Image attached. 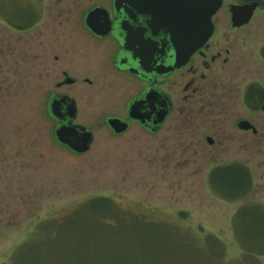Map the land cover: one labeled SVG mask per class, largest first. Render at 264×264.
Masks as SVG:
<instances>
[{
  "label": "rangeland",
  "instance_id": "1",
  "mask_svg": "<svg viewBox=\"0 0 264 264\" xmlns=\"http://www.w3.org/2000/svg\"><path fill=\"white\" fill-rule=\"evenodd\" d=\"M101 1L107 0H45L43 9L35 0H17L24 9H16H29L27 18L39 22L17 32L0 20V264L45 218H62L96 196L186 233L192 246L168 240L164 264H244L242 243L256 252L253 264H264V113L248 119L255 133L239 129L235 118L181 120L173 114L156 134L136 124L114 134L105 118L124 115L136 82L108 68L109 44L96 41L83 24L85 12ZM252 31L254 80L264 86V61L255 53L264 42V11ZM63 71L77 82L57 87ZM52 93L76 100L75 122L93 134L87 152L75 154L55 140V121L46 112ZM233 161L250 169L252 191L227 201L209 188L207 172ZM238 210L250 214L244 224L237 221L239 235L233 221ZM133 233L128 228L113 247L127 252ZM107 244L104 237L98 251L86 248L78 257L85 263L56 251L42 264H109Z\"/></svg>",
  "mask_w": 264,
  "mask_h": 264
},
{
  "label": "flooded vegetation",
  "instance_id": "2",
  "mask_svg": "<svg viewBox=\"0 0 264 264\" xmlns=\"http://www.w3.org/2000/svg\"><path fill=\"white\" fill-rule=\"evenodd\" d=\"M252 2L258 5L248 19L247 9L236 10L233 18L231 7H243ZM123 5L116 10L114 0L101 1L85 12L86 15L95 7L107 11L110 28L105 36H97L84 26L96 41L109 44L106 47L108 68L118 75L124 73L136 82V90L126 102L124 115L109 116L126 120L130 105L136 103L141 120H129V128L136 124L156 134L173 114L181 120L235 118L239 128L240 121L264 113L261 111L264 86L254 80L252 48L255 38L253 20L264 11V0H222L211 17L213 29L208 39L180 63H176L178 46L174 42L177 41L165 22L155 15L156 11L148 15L142 10L133 11L126 7L130 13L133 11L130 16ZM102 22L101 16L99 23ZM125 37L128 38L126 43ZM255 53L264 61V42ZM62 73L63 78L57 87L77 82L76 77L66 71ZM84 80L89 82L87 77ZM60 95H67L75 101L77 118L76 100L68 94L52 93L46 104L51 96ZM163 116L162 123L154 126L153 123ZM75 120L74 123L79 124ZM57 123L55 121V125ZM153 127L158 130L152 132ZM242 130L255 133L252 128ZM205 141L214 144L210 136H206Z\"/></svg>",
  "mask_w": 264,
  "mask_h": 264
},
{
  "label": "trees",
  "instance_id": "3",
  "mask_svg": "<svg viewBox=\"0 0 264 264\" xmlns=\"http://www.w3.org/2000/svg\"><path fill=\"white\" fill-rule=\"evenodd\" d=\"M3 5L4 0H0V12L5 15V24L8 27L14 30H25L36 24L33 19L27 18V15L31 14L29 9L17 10L14 7L5 9ZM207 183L220 198L237 201L252 191L253 181L248 166L240 161H233L211 167L207 172ZM222 186L227 189L225 190ZM228 190L232 193H228ZM240 211L238 210L233 217L238 235L240 233L237 221L240 220L244 224L245 220H250V214ZM179 214L185 213L179 212ZM128 228H135V233L131 234L127 240L131 245L130 249L127 252L116 250L113 244L121 240ZM244 234L250 236V232ZM210 235L213 236V234ZM104 237L108 241L106 248L109 264H131L130 258L139 259V262L133 260V264H164L161 256L163 246H169L168 240L189 245L193 243L189 241L186 233H181L170 223L147 219L125 210L114 198L96 196L86 199L62 218H45L36 226L31 236L16 248L8 263L5 264H42L47 260L51 261L52 254L56 251H66L70 257L79 259L78 257L88 247L89 251H98V246ZM216 241H218L217 238ZM219 245L221 250L219 257L222 258L223 246L220 243ZM242 246L246 248L244 264H253L256 252L244 246L243 243ZM194 248L197 249L196 246Z\"/></svg>",
  "mask_w": 264,
  "mask_h": 264
},
{
  "label": "water",
  "instance_id": "4",
  "mask_svg": "<svg viewBox=\"0 0 264 264\" xmlns=\"http://www.w3.org/2000/svg\"><path fill=\"white\" fill-rule=\"evenodd\" d=\"M123 4H125V12L130 16L133 15L134 10H142V13L148 15L156 11L155 15H158L163 23L165 22L164 24L168 26L173 38L177 41V43L174 42L175 46H178L176 63H180L184 62L198 46L208 39L213 29L211 17L221 6L222 0H114L116 10L124 6ZM257 5V2H252L243 7H231L233 18L236 10L247 9L246 19H248ZM126 7L133 11L130 13ZM101 16L103 22L99 23ZM84 25L93 34L100 37L105 36L110 28L109 15L102 7H95L85 15ZM126 41L128 38L125 37V43ZM137 105L136 103L130 105L126 120L116 116L106 118V124L114 134L126 132L129 129V120H141ZM46 108L48 115L58 122L53 129L56 141L75 154L87 152L92 145L93 134L85 126L74 123L75 101L67 95L51 96ZM261 111H264V102ZM163 120L164 116L155 121L153 125L159 126ZM238 126L245 130L252 128L256 132L248 121H240ZM156 128L153 127L152 132H156L158 130Z\"/></svg>",
  "mask_w": 264,
  "mask_h": 264
},
{
  "label": "crops",
  "instance_id": "5",
  "mask_svg": "<svg viewBox=\"0 0 264 264\" xmlns=\"http://www.w3.org/2000/svg\"><path fill=\"white\" fill-rule=\"evenodd\" d=\"M37 3H38V6H43L42 8L44 9V1L45 0H35ZM14 2H17V0H4V7L5 9H10V8H18V5H16ZM21 9H24V8H21ZM42 12L44 13V10H42ZM7 14V13H6ZM42 15V13H41ZM0 20L3 21V23H5V15H2L1 12H0ZM40 19L36 18L34 20L35 23H38Z\"/></svg>",
  "mask_w": 264,
  "mask_h": 264
}]
</instances>
